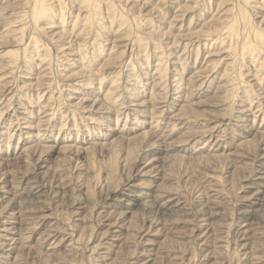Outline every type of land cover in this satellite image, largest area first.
Listing matches in <instances>:
<instances>
[{"label": "rangeland", "instance_id": "rangeland-1", "mask_svg": "<svg viewBox=\"0 0 264 264\" xmlns=\"http://www.w3.org/2000/svg\"><path fill=\"white\" fill-rule=\"evenodd\" d=\"M36 1L0 0V82L4 83L0 84V161H4L0 162V176L3 174V187L8 191L0 211L14 198L17 187L24 199H16L22 201L18 208L31 214L38 210L49 218L26 249L0 250V264L14 262L20 253L22 261L18 258L17 264H136L143 259L147 264H246L239 229V215L245 211L256 217L249 235L254 234L250 259L264 264V238L257 236L262 232L258 221L264 218V0H40L39 6H47L41 11L43 16L32 20ZM16 29H23L24 36ZM113 48L116 50L110 51ZM24 50L31 53L24 54ZM47 53L49 59H44ZM117 54L122 57L115 58ZM8 59H13L14 66ZM6 81H10L7 86ZM161 106L166 108L160 110ZM154 144L159 147L153 148ZM34 148H38L37 157L50 151L41 164L44 168H38ZM81 148L85 149L80 153ZM32 181L43 185L40 200L33 189L35 182L29 184ZM128 195L142 209L129 214L124 225L112 228L119 223L118 216L107 221L102 212L119 211L118 201ZM169 197L183 199L186 211L162 208ZM205 199L213 201L219 223L222 219L216 224L221 225L222 234L213 232V239L202 245L190 236L187 222L193 217L185 213L197 215L202 208L199 203ZM155 221L157 225H151ZM58 228L62 233L57 245L40 243L44 234ZM219 238L222 242L216 245Z\"/></svg>", "mask_w": 264, "mask_h": 264}, {"label": "bare ground", "instance_id": "bare-ground-1", "mask_svg": "<svg viewBox=\"0 0 264 264\" xmlns=\"http://www.w3.org/2000/svg\"><path fill=\"white\" fill-rule=\"evenodd\" d=\"M9 1V0H8ZM38 2L40 1V0H37ZM35 2L36 4H34V2H33V4H34V10H33V12H32V14H30V16L32 15V17H33V19L32 20H34V19H38L39 17H41V16H43V14H42V10L44 11V8L47 6V4L45 5V6H39L38 4H40V3H38V2ZM88 1V0H87ZM92 1V0H91ZM93 2V1H92ZM160 2H161V0H160ZM188 2V1H187ZM38 3V4H37ZM84 3H86L85 1H84ZM31 4H32V2H31ZM32 4V5H33ZM90 4V3H89ZM114 6V5H113ZM5 7H7V5H5ZM29 7H31V6H29ZM85 7V6H84ZM176 7H177V5H176ZM32 8V7H31ZM30 9V8H29ZM153 9H155V8H153ZM183 9V8H182ZM81 10V9H80ZM30 11H31V9H30ZM47 11V10H46ZM45 11V12H46ZM61 11V14H62V10H60ZM60 11H59V14H60ZM82 11V10H81ZM83 11H84V9H83ZM82 11V12H83ZM152 11V10H151ZM155 11V10H154ZM153 11V12H154ZM176 11H179V10H176ZM182 11V10H181ZM80 12V11H79ZM86 12H87V10H86ZM85 12V13H86ZM89 12V11H88ZM159 13H160V11H158ZM190 12V11H189ZM30 13V12H29ZM29 13H27V14H29ZM84 13V12H83ZM161 13H162V11H161ZM183 13V12H182ZM186 13V12H185ZM27 14H25V15H27ZM88 14V13H87ZM175 14H179V13H175ZM180 14H181V12H180ZM184 14V13H183ZM47 15V14H46ZM79 15V14H78ZM77 15V16H78ZM89 16H90V14H88ZM87 15V16H88ZM167 15V14H166ZM186 15H187V13H186ZM63 16V15H62ZM62 16H61V18H62ZM162 16V15H161ZM182 16V15H181ZM1 17V16H0ZM28 17V16H27ZM59 17V16H58ZM79 17V16H78ZM177 17H178V15H177ZM180 18V17H179ZM179 18H177V19H179ZM182 18V17H181ZM85 19H87V17L85 18ZM88 19H89V17H88ZM87 19V20H88ZM174 19H175V16H174ZM177 19H176V21H177ZM241 19H243V17L241 18ZM165 20V19H164ZM246 20V19H245ZM90 21V20H89ZM88 21V22H89ZM163 21V19L162 20H160V22H162ZM248 21V20H247ZM33 22H35V21H33ZM37 22V21H36ZM87 22V23H88ZM91 22V21H90ZM239 22V21H238ZM237 22V23H238ZM246 22V21H245ZM30 23H32V21H31V19H30ZM86 23V20H85V22H84V24ZM163 23V22H162ZM35 23H33V25H34ZM51 24V23H50ZM76 24V23H75ZM161 24V23H160ZM174 24H175V22H174ZM245 24V23H244ZM86 25V27H87V24H85ZM89 25V24H88ZM8 26V25H7ZM34 26H37V24L36 25H34ZM247 26V25H246ZM23 27V26H22ZM84 27V26H83ZM89 28H91L90 26H89ZM26 29L27 28H25V31H26ZM82 29H84V28H82ZM86 29V28H85ZM92 29V28H91ZM17 31H19L18 29H16ZM23 30V29H22ZM22 30H20L19 32H21ZM88 30V29H87ZM86 30V31H87ZM120 30V29H119ZM31 31H34V29L33 30H31ZM83 31V30H82ZM118 31V30H117ZM121 31V30H120ZM119 32V31H118ZM15 33V32H14ZM22 33V35L24 34V32H21ZM34 33H37V32H34ZM82 33H84V32H82ZM89 33V32H88ZM15 34H17V33H15ZM86 34H87V32H86ZM196 34V33H195ZM19 35V34H18ZM89 35V34H88ZM191 35H193V34H191ZM17 36V35H16ZM16 36H14V37H16ZM21 36V35H20ZM24 36V35H23ZM32 36H35V35H33L32 34ZM107 36V35H106ZM114 37V36H113ZM31 38V37H30ZM33 38H35V37H32V39ZM36 38H38V37H36ZM121 38H123V37H121ZM120 38V39H121ZM191 38V37H190ZM198 38V37H197ZM196 38V39H197ZM19 39V38H18ZM117 39V38H116ZM16 40H17V38H16ZM31 40V39H30ZM38 40V39H37ZM109 40V39H108ZM122 40V39H121ZM188 40H190V39H188ZM192 40V39H191ZM248 40V39H247ZM18 41V40H17ZM117 41H118V39H117ZM132 41H133V39H132ZM187 41V40H186ZM195 40H193L192 42L193 43H195L194 42ZM41 42V41H40ZM58 42V41H57ZM108 42V41H107ZM125 42V41H124ZM123 42V43H124ZM130 42V41H129ZM128 42V43H129ZM141 42V41H140ZM180 42V41H179ZM188 42V41H187ZM36 43V42H35ZM43 43V42H42ZM102 43H104V42H102ZM109 43V42H108ZM126 43V42H125ZM125 43L123 44V46L125 45ZM186 43V42H185ZM185 43H183V44H185ZM38 44V43H37ZM45 44V43H44ZM86 43H84V45H85ZM104 44H106V43H104ZM117 44V43H116ZM139 44V43H138ZM39 45H42V44H39ZM46 45V44H45ZM84 45H83V47H84ZM115 46V44L113 43L112 44V46ZM121 45V44H120ZM119 44H118V46H120ZM128 45V44H127ZM178 45V44H177ZM206 45V44H205ZM246 45V44H245ZM42 46H44V45H42ZM87 46H89V44L87 45ZM91 46V45H90ZM98 46V45H97ZM111 46V47H112ZM195 46V45H194ZM244 46V45H243ZM24 47V46H23ZM22 47V48H23ZM29 46H27V48H28ZM40 47V46H39ZM85 47H86V45H85ZM93 46H91L90 48H92ZM122 47V46H121ZM157 47V46H156ZM183 48H185L184 47V45L182 46ZM192 47V46H191ZM190 47V48H191ZM200 47V46H199ZM199 47H197V48H199ZM204 47V46H203ZM245 47V46H244ZM26 47H24V49H25ZM34 48V47H33ZM35 48H37V47H35ZM87 48V47H86ZM89 48V47H88ZM98 48V47H97ZM99 48H101V47H99ZM119 48V47H118ZM129 48V47H128ZM127 48V49H128ZM157 48H160V46H158ZM181 48V47H180ZM42 49V48H41ZM41 49H40V51H41ZM46 49H47V46H46ZM46 49H43L44 51L46 50ZM80 49V48H79ZM83 49V48H82ZM82 49H80V50H82ZM95 49V48H94ZM116 50V48H113V49H110V51H112V50ZM123 49V48H122ZM125 50H127L126 49V47L124 48ZM168 49V48H167ZM192 49V48H191ZM261 49H263L262 47H261ZM19 49H17V51H18ZM26 50V49H25ZM25 50L23 51L24 52V54H27V53H29V51H27V53L25 52ZM28 50V49H27ZM34 50V49H33ZM37 50V49H36ZM114 50V51H115ZM120 50H121V48H120ZM124 50V51H125ZM161 50V49H160ZM170 50V49H169ZM177 50V49H176ZM179 50V49H178ZM199 50V49H198ZM264 50V49H263ZM262 50V51H263ZM20 51H22V49L20 50ZM39 51V52H40ZM48 51V50H47ZM85 51H87V50H85ZM92 51H94V50H92ZM95 51H97V50H95ZM100 51V50H99ZM109 51V52H110ZM124 51H122V52H124ZM167 51V50H166ZM260 51V50H259ZM9 52V51H8ZM12 52V51H11ZM34 52H36V51H34ZM38 52V51H37ZM37 52H36V54H37ZM43 52V51H42ZM83 52V51H82ZM89 52V51H88ZM88 52H87V54H88ZM100 52H102V51H100ZM113 52V51H112ZM111 52V53H112ZM141 52V51H140ZM224 52H227V51H224ZM231 52H233V51H231ZM31 53V52H30ZM29 53V54H30ZM91 53V52H90ZM111 53L109 54L108 53V55H111ZM119 53H121V52H119ZM118 53V54H119ZM142 53V52H141ZM228 53V52H227ZM225 54V55H227L228 56V54ZM10 54V53H9ZM13 54H15V52H13ZM17 54V53H16ZM20 54H22V53H20ZM36 54H35V57H36ZM46 53L44 52V55H45ZM98 54V53H97ZM117 54V56H114L115 58L117 57V59L118 58H121L120 57V55H118ZM172 54V53H171ZM213 54V53H212ZM211 54V55H212ZM236 54V53H235ZM12 55V54H11ZM34 55V54H33ZM32 55V56H33ZM38 55V54H37ZM80 55V54H79ZM85 55V54H84ZM92 55V54H91ZM96 55V54H95ZM100 55V54H99ZM113 55H115V53H113ZM113 55L111 56V58L113 57ZM168 55V54H167ZM217 55V54H216ZM237 55H238V53H237ZM7 56V58H8V56L9 55H6ZM13 56V55H12ZM19 56V55H18ZM26 56V59H28V57H27V55H25ZM32 56H30L31 58H32ZM39 56H41V55H39ZM43 56V55H42ZM49 55H48V53H47V55L46 56H44V59H46L45 57H47L48 59H49V57H48ZM119 56V57H118ZM223 56V55H222ZM221 56V57H222ZM227 56H224V57H227ZM11 57V56H10ZM21 57V56H20ZM38 57V56H37ZM84 57H86V56H84ZM98 57V56H97ZM179 57V56H178ZM223 57V58H224ZM25 58V57H24ZM30 58V59H31ZM81 58V57H80ZM164 58V57H163ZM222 58V59H223ZM253 58V57H252ZM251 58V59H252ZM20 59H23V58H20ZM20 59L18 60L17 59V61H15L16 62V65H17V63H19V61H20ZM41 59H43V58H41ZM147 59V58H146ZM176 59V58H175ZM225 59V58H224ZM223 59V60H224ZM9 60V59H8ZM11 60H13V59H11ZM11 60H9L10 62V64H12L13 66H14V64L15 63H12V61ZM16 60V59H15ZM33 60V59H32ZM82 60H84V59H82ZM122 60V59H121ZM164 60H165V58H164ZM236 60V59H235ZM239 60H240V58H239ZM255 60V59H254ZM254 60H251V61H254ZM22 61V60H21ZM34 61V60H33ZM44 61H46V60H44ZM50 61V60H49ZM79 61V60H78ZM86 60H84L83 62H85ZM114 61V60H113ZM118 61V60H117ZM163 61V60H162ZM229 61V60H228ZM232 61V60H231ZM257 61V60H256ZM14 62V61H13ZM25 62H27L26 60H25ZM24 62V63H25ZM38 62V61H37ZM53 62V61H52ZM52 62L50 63L49 62V64H51L52 65ZM80 62V61H79ZM114 62H116V61H114ZM167 62V61H166ZM176 62V61H175ZM217 62H218V60H217ZM43 63V62H42ZM44 63H46V62H44ZM91 63V62H90ZM89 63V64H90ZM121 63V62H120ZM231 63V62H230ZM239 63V62H238ZM7 64V63H6ZM82 64H84V63H82ZM115 64V63H114ZM136 64V63H135ZM140 64V63H139ZM212 64V63H211ZM215 64H217V63H215ZM254 64H256L255 62H254ZM260 64V63H259ZM12 65L10 66V68L12 67ZM20 65V64H19ZM22 65V64H21ZM29 65V64H28ZM40 65V64H39ZM162 65V64H161ZM161 65H158V66H161ZM177 65V64H176ZM228 65V64H227ZM236 65V64H235ZM240 65V64H239ZM7 66H8V64H7ZM7 66H6V68H7ZM133 66V65H132ZM212 66V65H211ZM225 66V65H224ZM254 66V65H253ZM264 66V65H263ZM15 67H17V66H15ZM40 68H41V66H39ZM75 67V66H74ZM76 67H77V65H76ZM137 67H138V64H137ZM207 67H208V65H207ZM216 67V66H215ZM229 67V66H228ZM13 68V67H12ZM27 68V67H26ZM71 68V67H70ZM118 68V67H117ZM179 68V67H178ZM219 68V67H218ZM7 69H9V68H7ZM14 69H17V68H14ZM139 69V68H138ZM167 69V68H166ZM180 69V68H179ZM41 70V69H40ZM47 69H45L44 71H46ZM156 70H157V68H156ZM197 70V69H196ZM226 70V69H225ZM264 70V69H263ZM1 71L3 72V70H2V68H1ZM14 71V70H13ZM12 71V72H13ZM43 71V70H42ZM135 71V70H134ZM133 71V72H134ZM178 71V70H177ZM201 71H203V73H204V71H206V70H202L201 69ZM209 71V70H208ZM207 71V72H208ZM11 71H10V73H12ZM27 72V71H26ZM31 72V71H30ZM176 72V71H175ZM225 73H223L224 75L226 74V73H228V70L227 71H224ZM40 74L41 73H43V72H39ZM119 73V72H118ZM117 73V74H118ZM135 73V72H134ZM162 73V72H161ZM164 73V72H163ZM197 73V72H196ZM233 73V72H232ZM13 75H15L14 73H12ZM81 74H83L82 72H81ZM80 74V75H81ZM85 74V73H84ZM136 74V73H135ZM199 74V73H198ZM222 74V75H223ZM230 74V73H229ZM8 75V74H7ZM11 74H9L8 75V78H10L11 76H10ZM79 75V74H78ZM77 75V76H78ZM119 75V74H118ZM131 75H132V73H131ZM180 75V74H179ZM197 75V74H196ZM201 75V74H200ZM209 75V74H208ZM222 76L223 77V79H224V77L226 76ZM249 75V74H248ZM255 75V74H254ZM2 76V75H1ZM0 76V77H1ZM10 76V77H9ZM47 76V75H46ZM84 76V75H83ZM82 76V77H83ZM88 76V75H87ZM194 76V75H193ZM228 77H229V75H227ZM15 77V76H14ZM26 77V76H25ZM91 77H93V76H91ZM104 77V76H103ZM101 78V79H104V78ZM116 78L118 77L117 75L115 76ZM179 77V76H178ZM205 77V76H204ZM239 77V76H238ZM89 78H90V76H89ZM106 78V77H105ZM181 78V77H180ZM202 78V77H201ZM226 78V77H225ZM234 78V77H233ZM4 79H5V76H4ZM40 79V78H39ZM39 79H37V80H39ZM92 79H94V78H92ZM260 79V78H259ZM11 80V79H10ZM31 80V79H30ZM40 80H43V77H41V79ZM45 80V79H44ZM85 80H87V79H85ZM113 80H114V78H113ZM238 80V79H237ZM1 81H3V80H1ZM5 81V80H4ZM16 81V80H15ZM55 81V80H54ZM54 81L53 82H51V84L52 83H54ZM103 81V80H102ZM102 81H101V83H102ZM126 81V80H125ZM130 81V80H129ZM178 81V80H177ZM258 81V80H257ZM263 81V80H262ZM30 82V81H29ZM39 82V81H38ZM38 82H37V85H41V84H38ZM56 82V81H55ZM93 82V81H92ZM114 82V81H113ZM116 82V81H115ZM113 83V84H117V83ZM117 82H119V79L117 80ZM179 82V81H178ZM182 82V81H181ZM234 82V81H233ZM256 82V81H255ZM2 82H0V84H1ZM7 83H10V81L9 82H7L6 81V83H5V85L7 84ZM41 83V82H40ZM47 84L49 83V81L48 82H46ZM97 83H98V81H97ZM226 83V82H225ZM228 83V82H227ZM2 84H4V83H2ZM12 84V83H11ZM27 84V83H26ZM46 84V85H47ZM88 84V83H87ZM87 84L85 83L84 84V86H87ZM99 85H100V81H99V83H98ZM142 84V83H141ZM180 84H183V83H180ZM238 84V83H237ZM4 85V86H5ZM9 85V84H8ZM13 85V84H12ZM23 85H24V83H23ZM28 85V84H27ZM26 85V86H27ZM29 85H30V83H29ZM43 85V84H42ZM50 84H48V86H49ZM53 85V84H52ZM83 85V84H82ZM212 85V84H211ZM1 86V85H0ZM7 86V85H6ZM33 86V85H32ZM80 86V85H79ZM83 86V87H84ZM114 86V85H113ZM112 86V87H113ZM116 86V85H115ZM114 86V87H115ZM255 86V85H254ZM21 87H22V85H21ZM25 87V86H24ZM28 87V86H27ZM50 87H51V85H50ZM88 87V86H87ZM99 87H101V85L99 86ZM113 87V88H114ZM117 87V86H116ZM252 87V86H251ZM8 88V87H7ZM140 87H138V89H139ZM195 88V87H194ZM247 88V87H246ZM250 88V87H249ZM21 89V88H20ZM118 89H119V86H118ZM2 90V89H1ZM25 90H27V89H25ZM110 90H111V87H110ZM114 90H116V88L114 89ZM251 90V89H250ZM5 91V90H4ZM23 91V90H22ZM118 92H120L119 90H117ZM257 91V90H256ZM75 91H73V93H74ZM82 92V91H81ZM99 92V91H98ZM101 92V91H100ZM116 92V91H115ZM118 92H116V93H118ZM140 92V91H139ZM4 93V92H3ZM54 93V92H53ZM72 93V92H71ZM76 93H79V92H76ZM75 93V94H76ZM108 93L109 92H107V95H108ZM113 93V91L111 92L110 91V95ZM115 93V94H116ZM258 93V92H257ZM15 94V93H14ZM25 94V93H24ZM119 94V93H118ZM135 94V93H134ZM195 94V93H194ZM247 94V93H246ZM1 96H2V93L0 94ZM22 95V94H21ZM27 94H25V96H26ZM78 95V94H77ZM98 95V94H97ZM113 95V94H112ZM251 95V94H250ZM53 96V95H52ZM114 96V95H113ZM119 96V95H118ZM120 96H122V95H120ZM190 96H191V94H190ZM249 96V95H248ZM42 98L44 97L43 95L41 96ZM40 97V98H41ZM68 97H69V95H68ZM111 96H109V98H110ZM188 97V96H187ZM1 98V97H0ZM19 98V97H18ZM23 98V97H22ZM84 98V97H83ZM83 98H81L82 100H83ZM115 98V97H114ZM49 99H50V97H49ZM51 99H53V98H51ZM51 99L49 100V102L51 101ZM80 99V100H81ZM86 99V98H85ZM98 99V98H97ZM106 99V98H105ZM108 99V98H107ZM244 99V98H243ZM1 100V102L0 103H2V98L0 99ZM26 99H24V101H25ZM79 100V101H80ZM91 100V99H90ZM111 100H113L112 98H111ZM9 101H12V100H10L9 99ZM9 101H5V102H9ZM28 101V100H27ZM40 102H41V100H39ZM92 101V100H91ZM98 101V100H97ZM136 101V100H135ZM39 102V103H40ZM52 102V101H51ZM81 102V101H80ZM138 102V101H137ZM4 103V102H3ZM29 103V102H28ZM47 103V102H46ZM53 103V102H52ZM97 103V102H96ZM126 103V102H125ZM135 103V102H134ZM133 103V104H134ZM249 103V102H248ZM253 103V102H252ZM262 103V102H261ZM10 105L12 104L11 102L9 103ZM13 104H14V102H13ZM115 104V103H114ZM113 104V105H114ZM128 104V103H127ZM132 104V103H131ZM139 104V103H138ZM8 105V104H7ZM10 105H9V110H12V109H10L11 107H10ZM45 105V104H44ZM48 105V104H47ZM46 105V107H48ZM125 105V104H124ZM130 104H128V106H129ZM145 105V104H144ZM187 105V104H186ZM186 105H184V106H186ZM52 106V105H51ZM115 106V105H114ZM113 106V107H114ZM130 106H133V105H130ZM7 107V106H6ZM40 107V106H39ZM44 107V109H45V106H42V108ZM101 107V106H100ZM110 107V106H109ZM137 107H138V105H137ZM170 107H172L171 105H170ZM54 108V107H53ZM73 108V107H72ZM76 108V107H75ZM74 108V109H75ZM86 108V107H85ZM123 108V107H122ZM127 108V107H126ZM141 108H143V107H141ZM163 108H166V106H161L159 109L160 110H162ZM186 108V107H185ZM6 109V108H5ZM8 109H6V110H8ZM48 109H49V107H48ZM55 109V108H54ZM77 109H79L78 107H77ZM77 109H75V110H77ZM113 109V108H112ZM128 109V108H127ZM258 109V108H257ZM115 110V109H114ZM123 110H124V108H123ZM132 110V109H131ZM141 110V109H140ZM167 110V109H166ZM43 111V110H42ZM46 111V109L44 110V112ZM47 111H52V110H47ZM81 111V110H80ZM106 111V110H105ZM111 111V110H110ZM134 111V110H133ZM137 111V110H136ZM142 111V110H141ZM165 111V110H164ZM170 111V110H169ZM189 111V110H188ZM190 111H191V109H190ZM258 111V110H257ZM31 112V111H30ZM43 112V113H44ZM119 112V111H118ZM182 112H183V110H182ZM12 113V112H11ZM32 113V112H31ZM54 114H56V112H53ZM189 113V112H188ZM33 114V113H32ZM39 114H42V112L41 113H39ZM49 114H52V113H49ZM95 114V113H94ZM141 114V113H140ZM142 114H143V112H142ZM152 114V113H151ZM180 114V113H179ZM254 114V113H253ZM258 114H259V112H258ZM37 115H38V112H37ZM47 115V114H46ZM153 115V114H152ZM164 115V114H163ZM180 115H182V114H180ZM3 116V115H2ZM144 116H145V114H144ZM177 116V115H176ZM11 117H13V115H11ZM30 117V116H29ZM40 117V116H39ZM44 117H45V115H44ZM47 117V116H46ZM51 117H53V115L51 116ZM106 117V116H105ZM104 117V118H105ZM175 117V116H174ZM181 117V116H180ZM1 118V117H0ZM31 118V117H30ZM135 118V117H134ZM41 119H43L42 117H41ZM40 118H38L37 120H41ZM65 119H66V116H65ZM103 119V118H102ZM145 119V118H144ZM171 119V118H170ZM254 119V118H253ZM255 119H256V117H255ZM14 120V119H13ZM13 120H12V122H13ZM50 120V119H49ZM140 120V119H139ZM261 120H263L262 122H264V118L263 119H261ZM25 121V120H24ZM50 121H52V120H50ZM74 121V120H73ZM256 121V120H255ZM254 121V122H255ZM30 122V121H29ZM40 122H42V121H40ZM45 122V121H44ZM64 122V121H63ZM155 122V121H154ZM159 122V121H158ZM47 123V122H46ZM45 123V124H46ZM65 123V122H64ZM142 124H145L144 122H141ZM11 124V123H10ZM17 124V123H16ZM15 124V125H16ZM44 124V123H43ZM48 124V123H47ZM155 124V123H154ZM157 124V123H156ZM14 125V122H13V124L11 125L12 126V128H14L15 126H13ZM27 125V124H26ZM26 125H23V126H26ZM62 125V124H61ZM80 125V124H79ZM140 125V124H139ZM158 125V124H157ZM18 126V125H17ZM43 126V125H42ZM42 126H41V128H42ZM47 126V125H46ZM142 126V125H141ZM159 126V125H158ZM27 128H29V127H31L30 126V124H29V127L28 126H26ZM80 127V126H79ZM110 127V126H109ZM138 127V126H137ZM137 127H135L136 129H137ZM157 127V126H156ZM25 128V127H24ZM23 128V129H24ZM35 128V130H36V128L37 127H34ZM40 128V127H39ZM41 128H40V130H41ZM63 128V127H62ZM77 128V127H76ZM152 128H153V126H152ZM10 129V128H9ZM45 129V128H44ZM44 129H43V131H44ZM78 129V128H77ZM154 129H155V127H154ZM30 130H32L31 128H30ZM38 130V129H37ZM12 131V130H11ZM22 131V130H21ZM20 131V132H21ZM107 131H109V130H107ZM119 131V130H118ZM156 131V130H155ZM9 132V131H8ZM35 132H37V131H35ZM12 133H14V132H12ZM26 133V132H25ZM44 133V132H43ZM76 133H78V132H76ZM20 134V133H19ZM22 134H23V132H22ZM32 134V133H31ZM79 134V133H78ZM145 134V133H144ZM144 134H143V136H144ZM147 134H152L151 132L150 133H147ZM9 135V134H8ZM15 135V134H14ZM34 135V134H33ZM37 135V134H36ZM72 135V134H71ZM96 135V134H95ZM155 135V134H154ZM11 136V135H10ZM12 136H13V134H12ZM27 136V135H26ZM29 136V135H28ZM27 136V137H28ZM78 136V135H77ZM102 136V135H101ZM1 137V136H0ZM33 137V136H32ZM84 137V136H83ZM82 137V138H83ZM102 137H104V136H102ZM140 137V136H139ZM142 137V136H141ZM145 137H146V135H145ZM20 138V137H19ZM65 138V137H64ZM77 138V137H76ZM97 138V137H96ZM106 138V137H105ZM162 138H163V136H162ZM162 138H161V140H162ZM168 138V137H167ZM9 139V138H8ZM36 139V138H35ZM44 139V138H43ZM87 139V138H86ZM85 139V140H86ZM212 139V138H211ZM41 140V139H40ZM38 141V140H37ZM43 141V140H42ZM41 141V142H42ZM66 141H67V139H66ZM70 141V140H69ZM73 141V140H72ZM164 141V140H163ZM46 142V141H45ZM50 142V141H49ZM155 142H158V141H155ZM209 142V141H208ZM26 143H28V142H26ZM81 143H82V141H81ZM86 143V142H85ZM162 143V142H161ZM216 143V142H215ZM214 143V144H215ZM36 144H38V143H36ZM40 144H42V143H40ZM74 144V143H73ZM84 144V143H83ZM158 144V143H157ZM205 144V143H204ZM40 146V145H39ZM42 146V145H41ZM69 146V145H68ZM73 146H76V145H73ZM218 146V145H217ZM8 147V146H7ZM21 147V146H20ZM33 147H35V146H32V148ZM43 147H45V146H43ZM67 147V146H66ZM77 147V146H76ZM79 147V146H78ZM77 147V148H78ZM150 147V146H149ZM153 148H157V147H159L158 145H156V144H154V146H152ZM205 147V146H204ZM18 148V147H17ZM25 148V147H24ZM24 148H22V149H24ZM47 148V147H46ZM69 148H71V147H69ZM83 148V147H82ZM82 148H81V151H80V153L85 149H83L82 150ZM201 148H203V146L201 147ZM6 149V148H5ZM10 149H11V147H10ZM37 149L38 148H34V149H31V151H32V154L34 153V158H37V162H38V168H44V167H41V164L42 163H45V161H46V157L48 158V153L50 152H46V150L45 151H43V153H41L40 154V157H37L36 156V154H37ZM48 149V148H47ZM15 150V149H14ZM40 150V149H39ZM79 150H80V147H79ZM90 150V149H89ZM8 151V150H7ZM18 151V150H17ZM23 151V150H22ZM48 151V150H47ZM74 151V150H73ZM72 151V152H73ZM77 150H75V152H76ZM25 150L22 152V153H24V155H25ZM44 152H46V153H44ZM3 153V152H2ZM8 153V152H7ZM78 153V152H77ZM14 154H15V152H14ZM31 153H29L28 154V156L30 155ZM38 155V154H37ZM77 155V154H76ZM27 156V157H28ZM21 157V156H20ZM30 157V156H29ZM22 158V157H21ZM33 158V157H32ZM9 160V159H8ZM35 160V159H34ZM48 160V159H47ZM2 161H3V159H2ZM2 161H0V162H2ZM6 161V160H5ZM17 161H19L18 159H17ZM25 161V160H24ZM29 161H31V160H29ZM4 162V161H3ZM19 162H21V161H19ZM28 163H31V162H28ZM32 164V163H31ZM151 164V163H150ZM35 165H37V164H35ZM3 166V165H2ZM43 166H44V164H43ZM33 170V169H32ZM36 170V169H35ZM44 171V170H43ZM67 171V170H66ZM144 171V170H143ZM38 172V171H37ZM146 172V171H145ZM36 175V174H35ZM19 177V176H18ZM24 177V176H23ZM55 176H53V178H54ZM27 178V177H26ZM41 178V177H40ZM21 179V178H20ZM23 179V178H22ZM37 179H39V178H37ZM58 179V178H57ZM218 179H220V178H218ZM62 180V179H61ZM260 180V179H259ZM3 181H5V180H3V174H1V176H0V202L5 198L4 197V194H6V193H8V191H6L5 190V188L6 187H3L4 185H3V183H5V182H3ZM12 181V180H11ZM19 181V180H18ZM36 181V180H35ZM35 181H32V182H29V184L30 183H33V182H35ZM53 181V180H52ZM58 181V180H57ZM64 181V180H63ZM215 181V180H214ZM217 181V180H216ZM41 182V181H40ZM120 182V181H119ZM118 182V183H119ZM10 183V182H9ZM8 183V184H9ZM21 183V182H20ZM43 183H44V181H43ZM128 183V182H127ZM215 183H218V182H215ZM6 184V183H5ZM35 184H36V182H35ZM117 184V183H116ZM253 184V183H252ZM15 185V184H14ZM13 185V186H14ZM120 185V184H119ZM122 185V184H121ZM120 185V186H121ZM125 185H127L126 183H125ZM125 185H122L121 187H123V186H125ZM6 186V185H5ZM20 186V185H19ZM30 186V185H29ZM43 186V185H42ZM42 186H39V185H34V187H33V189L35 190V191H37V199H39L40 200V198H43L44 197V194H43V192H42ZM215 186V185H214ZM21 187V186H20ZM62 187V186H61ZM68 187V186H67ZM119 187V186H118ZM44 188V187H43ZM124 188V187H123ZM28 189V188H27ZM119 189V188H118ZM117 189V190H118ZM15 192H13V190H12V192H13V194H14V198H12V199H10L9 200V202L7 203V205H6V207L4 208V210L2 209L1 211H0V250H2V252H3V250H5V249H8V251H10V252H8V253H12L11 251H13V250H17L18 249V247H19V249H26L27 248V246H26V244H27V242L31 239V237L33 236V235H35V234H37L38 233V229L39 228H41L42 226H43V224H44V222L47 220V218H49V217H47V216H42L41 214H39V212H38V210H33V211H31V212H33V213H36V214H31L29 211H25V210H23V209H21L20 207V209L17 207L18 205H19V203H21L24 199L22 198V193H19V189H17V187H15ZM23 190V189H22ZM30 190H32V189H30ZM115 190V189H114ZM24 191V190H23ZM26 191V190H25ZM136 191V190H135ZM205 191V190H204ZM28 192V191H27ZM55 192V191H54ZM123 192V191H122ZM206 192V191H205ZM209 192V191H208ZM207 192V193H208ZM23 193H25V192H23ZM26 194V193H25ZM28 194V193H27ZM125 194V193H124ZM134 194V193H133ZM201 194V193H200ZM21 197H20V196ZM79 195V194H78ZM113 195V194H112ZM202 195V194H201ZM13 196V195H12ZM195 196V195H194ZM199 196V195H198ZM210 196V195H209ZM253 196V195H252ZM34 197V196H33ZM172 197H174V196H172ZM172 197H169L164 203H162V208H164V209H166V210H173V209H179V210H177L176 212H179V211H181V210H183V208H184V210L186 211V209H185V206H186V204H185V202L184 201H182L183 199H181V198H179V197H175V198H172ZM202 197V196H201ZM204 197V196H203ZM208 197V196H207ZM211 197V196H210ZM240 197V196H239ZM8 198V197H7ZM17 198H20V199H22V201L21 202H18L17 203V201H16V199ZM205 198V197H204ZM203 198V199H204ZM220 198V197H219ZM247 198V197H246ZM207 199V198H206ZM204 200L203 202L202 201H200V203H199V205L202 207V208H200L201 210H200V212L197 214V215H192L190 212H186L185 214H187L188 216H192L193 217V219L192 220H190V221H188L187 223H188V227H190L191 229H190V236L191 237H196V240H197V238H198V240L202 243V245L203 244H205L206 243V241L211 237V239H213V237H212V233L213 232H216V231H219L217 234L219 235V234H222L221 232H220V229H221V225H220V227H218V226H216V224L218 223V224H220L221 223V220H220V223L218 222V216H219V214L218 213H216V211L215 212H213V209H212V206H213V201H210V202H208L207 200ZM242 199V198H241ZM41 200H43V199H41ZM78 200V199H77ZM83 200V199H82ZM89 200V199H88ZM202 200V199H201ZM211 200V199H210ZM216 200V199H215ZM214 200V201H215ZM239 200V199H238ZM29 201V200H28ZM31 202H33L34 203V199L33 200H30ZM247 201V200H246ZM76 202V201H75ZM111 202V201H110ZM115 202V201H114ZM176 202V204L174 205V203ZM118 203H120V204H118V206L119 207H121L120 208V210L119 211H116V210H112V209H106L105 211L103 210V214H104V218H107V221H110V220H112L113 218H114V216L113 215H117L118 216V218H119V223L116 225V224H114V225H112V228H117V226H119L122 222H123V220H126V218H127V216L129 215V214H131L134 210H136V211H139V210H141L142 208H140L139 209V207L142 205V204H139L140 202H138L137 200H136V198L135 199H129V195L128 196H126V198H121V200H119L118 201ZM24 204H25V202H24ZM37 204V203H36ZM81 203H79V205H80ZM84 204V203H83ZM86 204V203H85ZM88 204V203H87ZM21 206V205H20ZM22 206H23V204H22ZM113 206V205H112ZM181 206H183L182 208H180ZM191 206V205H190ZM217 206H218V204H217ZM84 207V206H83ZM254 207V206H253ZM122 208H124V209H122ZM144 208V207H143ZM80 211L82 210V207H79L78 208ZM70 210V209H69ZM252 210V209H251ZM136 211H134V212H136ZM250 211V210H249ZM73 211H71V213H72ZM218 212V211H217ZM242 212V211H241ZM74 213V212H73ZM181 213V212H180ZM248 213H250V212H248V211H245V212H243L242 213V215L240 214L239 215V220L241 221L240 222V230H241V232H242V239H243V244H242V246H243V249H244V251H245V256L246 257H248V259L246 260V262H248V263H246V264H255V263H252V261H251V259H250V256H252V251H253V246H252V248L250 247V245H251V241H252V239H253V236H254V234H253V236H249V235H252L251 234V232H252V230H253V225H254V222H256V217H250L249 215H248ZM100 214H101V212H100ZM133 214V213H132ZM132 214H131V216H132ZM182 214H184V213H182ZM194 214V213H193ZM166 215H168V214H166ZM165 215V216H166ZM252 215V214H251ZM74 217V216H73ZM170 217V216H169ZM185 217V216H184ZM89 218V217H88ZM129 218V217H128ZM148 218V217H147ZM222 218V217H221ZM77 219V218H76ZM91 219V218H90ZM117 219V218H116ZM130 219V218H129ZM128 219V220H129ZM262 219V218H261ZM80 220V219H79ZM85 220V219H84ZM156 220V219H155ZM159 220H160V218H159ZM163 220V219H162ZM161 220V221H162ZM184 220V219H183ZM238 220V221H239ZM87 221V220H86ZM164 221V220H163ZM258 221V220H257ZM32 222V224H30ZM124 222H126V221H124ZM123 222V223H124ZM122 223V224H123ZM258 223H260L259 225H261V227H259L258 229H261V233H259L257 236H261V237H263L264 238V218L262 219V220H260V221H258ZM125 224V223H124ZM123 224V225H124ZM159 224V223H158ZM25 225H28L27 227H24ZM151 225H154V226H156L157 224H156V221H155V223H151ZM24 227V228H23ZM109 227V226H108ZM126 227V226H125ZM193 227H194V229H193ZM78 228V227H77ZM160 228V227H159ZM158 229V228H157ZM162 229V228H161ZM257 229V230H258ZM98 230V229H97ZM238 230V229H237ZM256 230V231H257ZM65 231V230H64ZM120 231V230H119ZM143 231H146V230H143ZM150 231V230H149ZM163 231H164V227H163ZM66 232V231H65ZM110 232V231H109ZM115 232V231H114ZM139 232V231H138ZM254 232V231H253ZM61 233H62V231H61V229L60 228H58V229H52L51 231H49L48 233H46V234H44L42 237H41V239H40V243L41 244H43V243H45V241H48V242H50V245L51 244H53V245H57L58 243H55V242H57V240L59 239V237H60V235H61ZM67 233V232H66ZM118 233V232H117ZM146 233H147V231H146ZM237 233V232H236ZM107 234H109V233H107ZM112 234V233H111ZM114 234V233H113ZM120 234V233H119ZM181 234V233H180ZM214 234V233H213ZM216 234V235H217ZM257 233H255V235H256ZM71 236V235H70ZM120 236L121 235H119V238H120ZM129 236V235H128ZM132 236V235H131ZM141 236V235H140ZM139 236V237H140ZM145 236H147V234L145 235ZM104 237H106V236H104ZM113 237V236H112ZM116 237V236H115ZM230 237V236H229ZM241 237V236H240ZM119 238H117V239H119ZM141 238H143V237H141ZM214 238H216V237H214ZM114 239V238H113ZM121 239V238H120ZM135 239V238H134ZM221 239L222 238H219L218 240H216L215 242V244L217 245V244H220V242H222L221 241ZM230 239V238H229ZM260 239V238H259ZM105 240V239H104ZM107 240H109V239H107ZM145 240V239H144ZM215 240V239H214ZM239 240V239H238ZM113 241V240H112ZM120 241V240H119ZM118 241V242H119ZM209 241V240H208ZM240 241V240H239ZM136 242V241H135ZM199 242V243H200ZM211 243H213V241H210ZM63 243V242H62ZM109 244H110V242H108ZM107 243V244H108ZM114 243V242H113ZM241 243V242H240ZM109 244L108 245H106V246H109ZM115 244V243H114ZM113 244V245H114ZM137 244V243H136ZM214 244V243H213ZM223 244V243H222ZM104 245V244H103ZM102 245V246H103ZM112 245V244H111ZM112 245V246H113ZM201 245V244H200ZM201 245V246H202ZM206 245H208V244H206ZM52 246V245H51ZM98 246V245H97ZM215 246V245H214ZM221 246V245H220ZM30 247H32V246H30ZM54 247H56V246H54ZM95 247V246H94ZM114 247V246H113ZM138 247V246H137ZM208 247V246H207ZM210 247H211V244H210ZM51 248V247H50ZM96 248V247H95ZM105 248V247H104ZM109 248H110V246H109ZM218 248V247H217ZM97 250L99 249V247H97L96 248ZM96 249H94L93 248V250H95L96 251ZM112 249V248H111ZM28 250V249H27ZM26 250V251H27ZM51 250V249H50ZM52 250H53V247H52ZM106 250H107V248H106ZM133 250V249H132ZM222 250V249H221ZM19 251V250H18ZM17 251V252H18ZM30 251V250H29ZM55 251V250H54ZM16 252V253H17ZM143 252H146V251H143ZM7 253V254H8ZM30 253H32V252H30ZM108 253V252H107ZM219 253V252H218ZM225 253V252H224ZM24 254V253H23ZM106 254V253H105ZM254 254V253H253ZM25 255V254H24ZM27 255V254H26ZM39 255V254H38ZM132 255V254H131ZM2 256H3V253H2ZM16 256H17V254H16ZM28 256V255H27ZM33 256V255H32ZM75 256V255H74ZM76 256H78V255H76ZM84 256V255H83ZM134 256V255H133ZM142 256H144V255H142ZM8 257V256H7ZM22 254L20 253V255L18 254V256L17 257H15V259H14V262H6V261H4V262H2L1 264H17V262H18V258L20 259L19 260V262L21 263V261H22ZM26 257V256H25ZM81 257V256H80ZM107 259L106 260H109L108 259V257L107 256H105ZM148 257H150V256H148ZM86 258V257H85ZM109 258H111V257H109ZM174 258V257H173ZM6 259V258H5ZM30 259V256L27 258V260H29ZM42 259V258H41ZM175 259V258H174ZM177 259V258H176ZM254 259H255V257H254ZM257 259V258H256ZM35 260V259H34ZM145 260V261H144ZM150 260V259H149ZM171 260V259H170ZM222 260V259H221ZM40 261V260H39ZM117 261V260H116ZM151 261V260H150ZM254 261V260H253ZM29 262V261H28ZM57 262V261H56ZM60 262V261H59ZM78 262V261H77ZM81 262V261H80ZM170 262V261H169ZM255 262V261H254ZM20 263H18V264H20ZM115 263V262H114ZM148 263V260L146 261V259H143L142 261H139L138 263L136 262V264H147ZM57 264H60V263H58L57 262ZM117 264V263H116ZM132 264V263H131ZM172 264V263H171Z\"/></svg>", "mask_w": 264, "mask_h": 264}]
</instances>
